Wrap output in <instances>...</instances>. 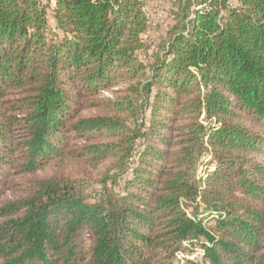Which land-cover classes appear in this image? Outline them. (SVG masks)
I'll return each instance as SVG.
<instances>
[{"label":"trees","instance_id":"1","mask_svg":"<svg viewBox=\"0 0 264 264\" xmlns=\"http://www.w3.org/2000/svg\"><path fill=\"white\" fill-rule=\"evenodd\" d=\"M230 1L151 50L140 0H0V264H264V0ZM72 163L100 198L38 177Z\"/></svg>","mask_w":264,"mask_h":264},{"label":"rangeland","instance_id":"2","mask_svg":"<svg viewBox=\"0 0 264 264\" xmlns=\"http://www.w3.org/2000/svg\"><path fill=\"white\" fill-rule=\"evenodd\" d=\"M140 1L143 2L144 12L148 18V28L143 35V40L147 45H151V50H154L159 43L166 39V32L173 23L170 9L172 8V1L174 0ZM231 1L233 2L234 0ZM40 2L46 4L47 0H40ZM53 8L54 4L53 2H50L47 7V20L50 29L49 35L59 34L54 31L55 23L52 17ZM135 55H137L138 59L144 63L147 62V57L143 52H137ZM103 96L118 97L119 95H117V93L107 92L103 94ZM208 160L209 158L205 159V162ZM105 170L106 168L94 169L72 163L63 171L56 172V169H49L46 172L40 173L38 177L48 178L53 174L63 176L65 179L70 180L73 183L72 185L78 190V192L80 191V193L87 195L90 201H94L100 198L102 192H104L103 187L99 184V180L102 177V172ZM203 170H205V167L199 165L197 174L200 175ZM20 187L22 188V186ZM9 196L14 197L12 193H10ZM187 206H190V204H183L184 209L189 212L190 209H187ZM201 255H203L201 250L184 243L181 251L177 253L173 259L172 264H206Z\"/></svg>","mask_w":264,"mask_h":264},{"label":"built area","instance_id":"3","mask_svg":"<svg viewBox=\"0 0 264 264\" xmlns=\"http://www.w3.org/2000/svg\"><path fill=\"white\" fill-rule=\"evenodd\" d=\"M203 255H201V257H202Z\"/></svg>","mask_w":264,"mask_h":264}]
</instances>
